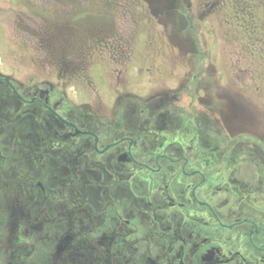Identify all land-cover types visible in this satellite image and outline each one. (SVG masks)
<instances>
[{"label":"flooded vegetation","instance_id":"obj_1","mask_svg":"<svg viewBox=\"0 0 264 264\" xmlns=\"http://www.w3.org/2000/svg\"><path fill=\"white\" fill-rule=\"evenodd\" d=\"M49 94L0 74V264H264V193L235 210L251 188L206 141L112 135Z\"/></svg>","mask_w":264,"mask_h":264},{"label":"rangeland","instance_id":"obj_2","mask_svg":"<svg viewBox=\"0 0 264 264\" xmlns=\"http://www.w3.org/2000/svg\"><path fill=\"white\" fill-rule=\"evenodd\" d=\"M0 74L96 130L204 140L251 188L235 210L263 200L264 0H0Z\"/></svg>","mask_w":264,"mask_h":264}]
</instances>
